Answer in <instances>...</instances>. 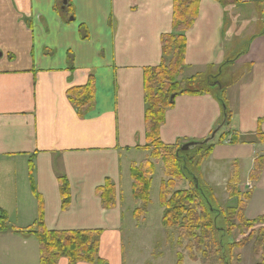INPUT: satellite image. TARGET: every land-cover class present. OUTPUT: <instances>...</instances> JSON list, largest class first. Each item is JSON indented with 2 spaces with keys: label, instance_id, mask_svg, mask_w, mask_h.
Listing matches in <instances>:
<instances>
[{
  "label": "crops",
  "instance_id": "1",
  "mask_svg": "<svg viewBox=\"0 0 264 264\" xmlns=\"http://www.w3.org/2000/svg\"><path fill=\"white\" fill-rule=\"evenodd\" d=\"M229 4L235 5L201 0L187 32L185 62L188 71L228 63L253 70L250 82L237 85L238 97H231V86L224 100L226 106L229 97L238 101L242 140L216 145L207 162H243L242 177L234 179L243 190L255 159L264 154V145L253 146L248 136L264 133V121L262 129L257 126L264 118V34L254 31L247 41L244 22L241 27L231 22L225 40L229 7H237ZM237 5L246 10L242 19L255 12V28H264V0ZM173 7V0H0V217L6 227L0 230V264H40L35 235L40 221L48 231H100V257L106 261L101 243L107 242L115 264H124L122 152L136 145L139 134L145 136L144 74L163 62L162 37L174 33ZM232 37L238 46L244 42L253 59L237 56ZM91 79L95 105L81 113L68 93ZM246 89L260 93L259 106L248 104ZM221 103L207 93L177 97L165 114L162 136L168 130L174 131L169 142L206 139L223 118ZM186 108L196 119L183 127ZM203 170L227 194L226 177ZM107 182L117 194L113 208H106L98 193ZM260 185L251 193L249 219L264 215ZM154 251V260H160ZM58 264L69 262L62 258Z\"/></svg>",
  "mask_w": 264,
  "mask_h": 264
},
{
  "label": "trees",
  "instance_id": "2",
  "mask_svg": "<svg viewBox=\"0 0 264 264\" xmlns=\"http://www.w3.org/2000/svg\"><path fill=\"white\" fill-rule=\"evenodd\" d=\"M218 1L220 2V0ZM200 2L201 0H173L172 26L174 33L162 37L163 63L159 67L145 71L147 146L144 149L150 152V156L139 169L133 171V176L136 179L133 193L135 199L140 203V208L134 215L138 219L146 216L151 199L154 165L156 162H161L169 179L162 184L160 191L162 207L166 210L162 224L166 232H168L167 230L178 231L175 232L179 233L178 244L187 251L190 261L199 264H218L220 260V264H232L235 259L236 263L240 264L241 256L235 254V251L252 246L253 256L258 260L257 264H264V215L252 220L245 216L252 192H246L247 194L243 195L238 180H233L232 187H229V193L232 200H236V202L226 211L216 210L211 202L212 194L208 193L207 195L204 192L206 189L201 184L195 183L193 188L186 191L179 189L178 186L181 183H178L179 185L176 183L185 179L181 177L183 171L180 155L174 153L172 146H167L160 141V128L165 121V114L173 107L177 96L206 93L214 95V91L218 90L217 87L212 88V85H209L207 79L210 78V71L207 74H197L190 78L184 77L187 70L185 62L186 34L198 17ZM263 34L264 30L262 29L259 35ZM68 95L70 101L78 107L81 113L93 108L95 105L94 81L91 79L86 86L71 89ZM224 100L226 97L221 100L224 108L223 121H225L223 129L230 124L228 108ZM224 117H226L225 120ZM258 141L264 145V134L259 133ZM237 142L238 137L235 138L233 144ZM201 146L207 148L208 151L213 149L209 141ZM195 153L198 152L195 150ZM254 166L251 177L258 181L264 170V156L258 157ZM62 186L63 201L66 207L68 193L63 181ZM115 192L112 182H107L103 188L98 189L106 208L115 206ZM220 213L222 215H219ZM1 215L0 230L3 231L6 229L5 218L3 214ZM219 216L223 218L222 224L218 223ZM36 229L38 230L35 231V235L40 244V264H58L62 258H66L69 264H107L99 254L102 235L100 231H48L41 221L36 224ZM243 229L247 230V235L242 232ZM234 235H241L243 238L229 244L232 257L227 259L228 256L223 248ZM170 236L171 234L168 237ZM170 243L174 244L175 241ZM183 260L184 255L178 253L176 264H183Z\"/></svg>",
  "mask_w": 264,
  "mask_h": 264
},
{
  "label": "rangeland",
  "instance_id": "3",
  "mask_svg": "<svg viewBox=\"0 0 264 264\" xmlns=\"http://www.w3.org/2000/svg\"><path fill=\"white\" fill-rule=\"evenodd\" d=\"M220 1H224V0H220ZM232 1H234L235 5H230V4L229 5L234 6V7L237 6V7L236 8L229 7V17H228V20L226 22L225 29H224L225 40H228L227 38H229V36L231 35L228 32V28H227L229 27L231 22L232 23L238 22L237 27L243 26L242 24L244 22L245 33H246L245 35H246L247 41H249V38L254 33V31L255 32L257 31V35H256L257 37L261 36L259 35V32L262 29L264 30V28L263 27L259 28L260 26L255 28L254 22L257 16L256 13L255 12L252 13L249 18L243 17L242 19L241 13L243 11L242 14H245L244 12L245 8H241L242 5H237V3L241 2L242 0H232ZM235 28H236V25H235ZM226 31L228 32L229 35L227 34ZM186 37H187V34H186ZM232 41H233L232 48L237 53L238 57L239 56H243V57L249 56L248 54L246 55L245 48L244 46H242L244 42L239 44L238 46V43L234 40L233 37H232ZM249 58L253 59V57L251 58L250 56ZM163 60H164V54H163ZM222 67L213 66V67H210V70L209 68L196 69L195 71L186 70L185 77L190 78L197 74H207L208 71H210V78H208L207 80L209 82V85L210 84L212 85V88L214 87L218 88V90L214 91V95L217 99L223 100V98L225 97L227 98V94L229 93V89L231 88V86H234L233 89L230 91V93L232 94L231 97L233 98L234 96L238 97L239 92L237 91L238 90L237 85H239L241 81L250 82L253 79V74L251 72L253 70H251V68L246 69L245 66L239 67V68L232 67V65H229V63L226 66H224V68ZM151 68H156V67H151ZM147 69H150V68H146V70ZM193 89H196V88H193ZM246 91L250 93L251 95L248 104L251 105L252 108L253 106H256V107L259 106L260 105V98H259L260 93L257 91H253L252 89H246ZM185 95H190V94H185ZM179 96H183V95H179ZM177 97L175 98V101ZM231 97H229L227 100V106H228L227 112L230 117V124L226 125L227 127L223 129L224 128L223 124L225 123V121H223V118H222L219 122L220 124L211 132L209 137L207 136L206 139L202 141L200 140H188V141L178 140L175 142H169L168 140L169 138L173 137L174 131L168 132V130H166L165 135L163 137L161 134V129L164 126V123L160 128V141L167 146H172L174 153L177 155L178 154L180 155V161L182 163L181 168L183 171L181 177L182 178L184 177L185 179L181 182L176 183V184L181 183V185L178 184L179 189L186 191V190H189L190 188H193L195 183L201 184V186L206 189V191L204 190V192L207 193V195L208 193L212 194V197H211L212 205L216 208V210L221 211V212L226 211L227 209L231 208V205H234V203L236 202V200L234 201L231 198V195L229 193V187H232V182L235 178L242 177L243 162L232 161L230 162V165L228 166H217V165L211 166V164H208L207 162L209 161V159L211 158L213 154V149L208 151L207 148H202L203 146L201 145H203V143H205V141L207 140L209 141V143L212 144L213 147H215L216 145L222 144L223 142L233 143V141H235V138L237 137H238V141L242 140L241 137L243 133L240 130V122L238 124V119H239L238 101L232 99ZM175 101H174V104H175ZM188 110L189 108H186V110L183 113L185 120H187L182 125L183 127L189 124H193L196 119L195 115L192 114L191 111L188 112ZM225 118L226 117H224V120ZM263 121H264V118L260 119L259 123L257 124V126H259L260 129H262ZM180 127H181V124H180ZM259 133L264 134L261 130L248 134L250 138L249 142L250 144H253V146L255 144L257 145L261 144L258 141ZM214 134L215 136L213 138ZM190 139H195V138H190ZM137 140L138 141L136 145L134 147H130L131 150L125 149L122 152L123 155H122L121 162H122L123 178L121 179L122 192H121L120 198H122L123 200V212H124V216H126V225L124 226V229H123L124 237H123L122 248L125 251V255H123V262L124 264H176L178 261V253H181L184 255L183 264H199V263H194L190 261L189 257L187 256V251L184 249V247L178 244L179 233H175L178 231L177 230L176 231L167 230L168 232H166V229L163 227L162 219H163V215L165 214L166 210L165 208L162 207L160 191H161L162 184L169 180L164 172L163 163L156 162L154 165V173H153V180H152V187H151V194H150L151 199H150V204L148 206V212L146 216L142 219H138L134 215L136 210L140 208V203L135 199V196L133 193L134 188L136 186V179L133 176V171L135 169H139L142 166L143 162L147 160L150 156V152L144 149L147 146L146 124H145V136L144 134L143 136L139 134ZM200 147L201 149H199ZM195 150L199 154L198 153L196 154ZM262 156H264V154L261 155L259 158H261ZM215 160H217V158H215ZM256 160L257 158L255 159V162ZM152 162H155V161L152 160ZM232 164H237V165L231 166ZM254 167L255 166H253L252 170L254 169ZM204 168H206V170L211 171L212 173L215 172L216 177H219V178H223L224 176L226 177V181L228 183L227 188H226L227 194L222 193L217 186L212 185L210 178L209 180L207 179L208 178V175L206 174L207 171L205 172V170H203ZM217 169L219 170L216 171ZM252 170L248 174L249 175L248 183L252 185L253 190L252 191L246 190L247 188L245 187L243 190H241L243 188V186H241L240 190L243 192V195L247 194L246 192H254V187H258V184H261L260 188H262V185H264V182L261 181L264 170L262 174L260 175L258 181H255L254 179H252L251 177ZM104 186L100 188H103ZM261 193H262V190L255 194L254 201L252 202L253 205L256 202H258L260 198H262L260 195ZM115 196L117 199L116 192H115ZM263 196H264V193H263ZM216 198L218 201L216 200ZM237 200H239V198H237ZM262 200L264 202V197L262 198ZM246 212H245V216L247 217ZM219 215H222V214L220 213ZM222 221H223L222 216H219L218 223L222 224ZM242 232H244V234L247 235L246 229H243ZM169 234H171L170 237H168ZM236 235L230 238L228 242L226 243L227 245H225V247L223 248L224 251H226V254L228 256L227 259L232 257V253L231 251H229V247H228L229 244L235 240L236 242H238L242 240L243 238L241 235L240 236H236ZM168 240L170 242L175 241V243L172 244ZM100 241L102 242V236H101ZM106 243H101V248H103V255H104L103 258L106 259L107 264H115V257L113 256V251H111L110 246H108ZM153 251L155 255H159L161 257L160 260H157V261H155L156 259L154 260L153 255H151ZM235 254L241 256L240 264H257L258 262V260L255 259L253 256L252 246H248L242 250H237L235 251ZM217 261H218V258H217ZM218 264H220V260L218 261ZM232 264H237L235 259L233 260Z\"/></svg>",
  "mask_w": 264,
  "mask_h": 264
},
{
  "label": "water",
  "instance_id": "4",
  "mask_svg": "<svg viewBox=\"0 0 264 264\" xmlns=\"http://www.w3.org/2000/svg\"><path fill=\"white\" fill-rule=\"evenodd\" d=\"M214 136H215V134L213 135V138H214ZM206 142H208V140H207V141H205V143H206Z\"/></svg>",
  "mask_w": 264,
  "mask_h": 264
}]
</instances>
